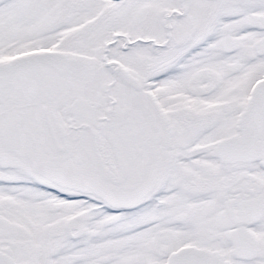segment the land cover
I'll return each instance as SVG.
<instances>
[{
	"label": "snow or ice",
	"instance_id": "6c2138e0",
	"mask_svg": "<svg viewBox=\"0 0 264 264\" xmlns=\"http://www.w3.org/2000/svg\"><path fill=\"white\" fill-rule=\"evenodd\" d=\"M0 264H264V0H0Z\"/></svg>",
	"mask_w": 264,
	"mask_h": 264
}]
</instances>
